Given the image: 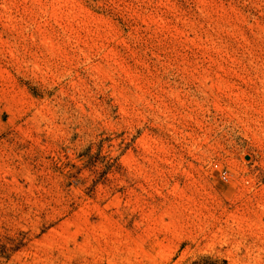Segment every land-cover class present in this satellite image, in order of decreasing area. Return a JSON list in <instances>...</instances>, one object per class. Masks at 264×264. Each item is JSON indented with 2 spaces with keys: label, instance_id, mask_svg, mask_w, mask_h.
Masks as SVG:
<instances>
[{
  "label": "rangeland",
  "instance_id": "374dc122",
  "mask_svg": "<svg viewBox=\"0 0 264 264\" xmlns=\"http://www.w3.org/2000/svg\"><path fill=\"white\" fill-rule=\"evenodd\" d=\"M0 264H264V0H0Z\"/></svg>",
  "mask_w": 264,
  "mask_h": 264
}]
</instances>
